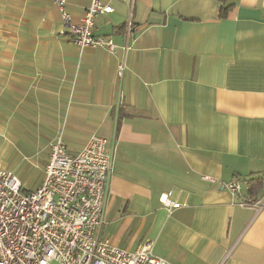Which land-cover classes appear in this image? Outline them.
I'll return each mask as SVG.
<instances>
[{
  "label": "crops",
  "instance_id": "1",
  "mask_svg": "<svg viewBox=\"0 0 264 264\" xmlns=\"http://www.w3.org/2000/svg\"><path fill=\"white\" fill-rule=\"evenodd\" d=\"M89 3L67 9L79 20ZM111 6L93 32L115 53L60 35L52 0H0V165L38 186L57 135L69 153L102 136L111 244L152 241L170 264H264V206L240 204L250 177L261 178L251 199H264V0ZM234 178L241 195L225 186ZM165 193L180 206H164Z\"/></svg>",
  "mask_w": 264,
  "mask_h": 264
},
{
  "label": "built area",
  "instance_id": "2",
  "mask_svg": "<svg viewBox=\"0 0 264 264\" xmlns=\"http://www.w3.org/2000/svg\"><path fill=\"white\" fill-rule=\"evenodd\" d=\"M52 1L60 15V35L70 36L80 49L116 52L118 46L111 37L93 32L97 16L113 11L112 0H90L79 20L72 18L67 0ZM132 26L129 18L127 33ZM128 48L122 47L123 51ZM124 70L120 62L119 78ZM113 162L106 138L93 135L77 152L69 153L59 134L50 144L49 161L35 189H26L11 170L0 165V264H170L154 254L152 241L129 251L102 236ZM241 183L234 178L225 186L233 195H241ZM168 196L160 197L164 206H180ZM240 204L260 208L264 199Z\"/></svg>",
  "mask_w": 264,
  "mask_h": 264
},
{
  "label": "trees",
  "instance_id": "3",
  "mask_svg": "<svg viewBox=\"0 0 264 264\" xmlns=\"http://www.w3.org/2000/svg\"><path fill=\"white\" fill-rule=\"evenodd\" d=\"M230 7L231 6H229V5L222 6L219 9L220 16L221 17L226 16V13L230 9ZM243 181L245 183H247V185H248L247 195L250 197V199L251 198H254L255 199L256 198V195H257V191L261 187V178L250 177V178L244 179Z\"/></svg>",
  "mask_w": 264,
  "mask_h": 264
},
{
  "label": "rangeland",
  "instance_id": "4",
  "mask_svg": "<svg viewBox=\"0 0 264 264\" xmlns=\"http://www.w3.org/2000/svg\"><path fill=\"white\" fill-rule=\"evenodd\" d=\"M18 175H19V173H17ZM26 175V174H25ZM25 175H19V176H21V179L23 178V177H25ZM17 176V175H16ZM31 176V175H30ZM18 177V176H17ZM19 179H20V177H18ZM31 178H32V176H31ZM23 182H25V180H22ZM24 186H26L27 188H34V187H36L37 186V180H36V177H35V179H31V181L29 182V183H25V185ZM261 190L262 191H264V181H263V186H262V188H261Z\"/></svg>",
  "mask_w": 264,
  "mask_h": 264
}]
</instances>
